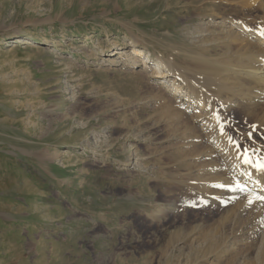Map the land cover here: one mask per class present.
I'll return each instance as SVG.
<instances>
[{
    "label": "rangeland",
    "instance_id": "obj_1",
    "mask_svg": "<svg viewBox=\"0 0 264 264\" xmlns=\"http://www.w3.org/2000/svg\"><path fill=\"white\" fill-rule=\"evenodd\" d=\"M248 27L264 0H0V264H264V201L163 79L111 62L139 37L176 86ZM226 98L221 133L261 162L264 100Z\"/></svg>",
    "mask_w": 264,
    "mask_h": 264
},
{
    "label": "bare ground",
    "instance_id": "obj_2",
    "mask_svg": "<svg viewBox=\"0 0 264 264\" xmlns=\"http://www.w3.org/2000/svg\"><path fill=\"white\" fill-rule=\"evenodd\" d=\"M257 2L255 6H257ZM260 2L262 3V1ZM260 8L262 9V7ZM215 31L212 34L218 37L219 44H226L229 48L225 55H232L227 62L228 65L225 63H214V61L208 59H204L201 62L195 61V67H191V72L187 70L176 75L172 82L176 86L168 85V80L165 79L172 76V71L166 65L164 59L150 60L149 56L144 52L145 41L139 37L128 46L131 49L129 52L120 53L121 59L111 62L114 67H123L128 70L139 65L144 69H149L148 71H152V74H148L147 77L155 75V77L163 79V82L159 83V88L157 87L160 94L172 96L182 105L183 103L188 104L192 109L191 112H193L190 116L191 121L199 123V125L203 124L199 126V136L209 141L216 151L221 150L222 153H218L221 159L228 158L226 161L232 159L234 166L231 164L228 167H231V171L236 177L243 178V189L249 193H255L251 196L255 195L258 198L257 200L264 201L260 199L261 196L264 197V173L252 169L232 150L233 148L225 139L224 133H221L214 104L215 100L221 95H226L227 98L224 103L231 110L240 109L244 100L247 99L257 103L264 100V32H260L257 29L252 30L249 27L244 32L232 29ZM251 37H255V41L251 42ZM232 44L236 47H232L234 46ZM159 74L162 77H159ZM182 82L188 83L189 93L184 91L183 86H181ZM228 185H225L224 188L226 186L229 188L233 184L230 182ZM234 196L241 199L242 193L239 190H235Z\"/></svg>",
    "mask_w": 264,
    "mask_h": 264
},
{
    "label": "snow or ice",
    "instance_id": "obj_3",
    "mask_svg": "<svg viewBox=\"0 0 264 264\" xmlns=\"http://www.w3.org/2000/svg\"><path fill=\"white\" fill-rule=\"evenodd\" d=\"M223 130V128H222ZM231 139V138H230ZM237 149L239 150L240 146L239 145H236ZM247 149L244 150V154L247 153ZM244 162L247 163V164H250L252 165L253 167L257 168V170L261 171L262 173H264V160H261V162L259 163H254L250 158H248L246 155H245V159H244ZM260 199L264 200V197H261Z\"/></svg>",
    "mask_w": 264,
    "mask_h": 264
}]
</instances>
